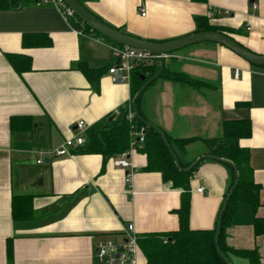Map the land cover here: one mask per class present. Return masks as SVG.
Masks as SVG:
<instances>
[{
	"label": "crops",
	"instance_id": "1",
	"mask_svg": "<svg viewBox=\"0 0 264 264\" xmlns=\"http://www.w3.org/2000/svg\"><path fill=\"white\" fill-rule=\"evenodd\" d=\"M85 7L110 27L156 43L195 34L196 19L204 17L213 27L233 30L241 46L264 55V0H95ZM113 44L90 32L78 34L51 5L0 10V264H99L97 246L107 238L124 242L129 225L137 237L180 228L182 191L161 173L146 170L144 145L132 152L129 182L131 169L115 165L121 154L106 161L79 148L66 156L54 154L75 134L77 122L91 128L102 119L113 120L116 109L129 104L130 83L113 82L109 75ZM176 54L179 58L166 60L169 74L189 75L211 87L158 78L141 99L142 116L173 143L196 139L184 151L173 144L185 165L209 154L204 140L220 137L225 122H251V136L240 146L250 152L259 206L238 205L226 244L234 251L258 252V264H264V232L258 233L255 222H264V68L218 44L200 43ZM12 55L30 59L28 69L19 72L11 65L7 56ZM85 67L103 71L98 88ZM28 117L31 129L20 119L11 126L13 118ZM232 181L227 165L210 159L199 163L190 177L191 229L216 228ZM18 196H32L30 220L14 219ZM139 254V264H147ZM230 263L249 264L236 256Z\"/></svg>",
	"mask_w": 264,
	"mask_h": 264
},
{
	"label": "trees",
	"instance_id": "2",
	"mask_svg": "<svg viewBox=\"0 0 264 264\" xmlns=\"http://www.w3.org/2000/svg\"><path fill=\"white\" fill-rule=\"evenodd\" d=\"M37 1L38 0H0V10H19L25 7V5L29 3L35 4ZM78 1L85 6L87 2L95 0ZM192 1L199 3L206 2L207 0ZM70 24H72L74 28L82 31V33L90 32L96 34L88 25L82 23L77 16L75 20H70ZM196 26L197 28L195 34L200 32L215 31L234 40L230 34L233 33V30L213 27L209 20L204 17H199L196 19ZM111 43L119 45L115 42ZM46 44L50 45L51 41L46 42ZM7 58L10 64L18 69L19 72L26 71L30 65V59L28 58L19 57L17 55L7 56ZM21 59L22 61L24 60L23 64L19 62ZM159 69L160 63L157 60L152 65L138 67L131 73V100L129 101V104L120 107V113L115 115L113 120H110V117H108L102 119L100 122L95 124V126L89 128L86 133L87 143L79 148V151L83 154L93 153L103 155L104 160L106 161L128 150L133 139L131 137V132L135 128L139 129L145 126L147 128V134L145 137V147L142 151L146 153L148 157V165L146 170L157 171L161 173L164 181L171 182L174 188L180 189L182 191L181 205L179 209H177L180 228L176 230V232L140 235L137 238L140 251L144 255L147 264H225L215 249L214 235L216 228L212 230H193L190 228V177L197 170L199 164L193 171L189 173L180 171L175 165V162L171 157L170 152L166 148L162 138L153 129L149 128L145 124L143 125L140 123L137 118H135L132 122L128 121L127 117L133 98L143 87L146 80L155 76ZM82 70L86 74L89 81H91L93 85L98 88L99 77L103 71L100 69L94 70L87 67L83 68ZM167 71V68H165L160 78L174 80L182 83L185 86L188 85L196 89H200L202 86L211 87V84L205 81H198L194 78H191L189 75L180 73L169 74ZM143 77H145L146 80H143ZM141 99H139L137 102V108L142 115L140 109ZM19 119L24 120L27 123V130L32 128V119L30 117L13 118L11 121V126L13 127L14 122ZM251 131L252 126L249 120L225 122L223 124L222 134L220 137H217V139L204 140V142L210 155L229 160L236 165L239 172L240 182L234 189L233 196L229 201L226 207L227 209L222 217L223 225L219 240L220 250L225 254L229 262L233 257L236 256L247 260L249 264H258L260 260L258 252L234 251L228 248L226 244V229L230 226V220L237 212L238 205L240 203L247 205L249 204L254 208V210H256L259 206L260 187L254 182L252 178V170L249 164L250 152L249 149H245L240 146V141L249 138L251 136ZM169 141L172 149L173 144L175 143L180 151H184L185 146H187L188 143L195 142L196 139L190 138L188 140H175L174 143L170 139ZM174 152L176 151L174 150ZM190 164L191 163L185 165L180 161V165L183 168H188ZM227 166L232 171V188L235 182L234 169H232V167L229 165ZM13 200L12 213L14 214V219L16 220L17 218H21L24 220H30L34 215L32 196H18ZM255 222L258 233H263L264 222H260L258 220ZM12 255V245L10 244L8 247V258L10 260L13 259Z\"/></svg>",
	"mask_w": 264,
	"mask_h": 264
},
{
	"label": "water",
	"instance_id": "3",
	"mask_svg": "<svg viewBox=\"0 0 264 264\" xmlns=\"http://www.w3.org/2000/svg\"><path fill=\"white\" fill-rule=\"evenodd\" d=\"M64 3L69 6L75 13V15L81 20L82 23H85L88 25L92 31L96 33V35H100L101 37H104L111 42H115L121 46L125 47H131L136 50H143L147 51L155 56H159V63H160V69L158 70L157 74L153 76L150 79H147L143 77V80H146L145 84L143 87L136 93V96L133 98L132 103H131V108L133 109L135 116L137 120L142 123L143 125L145 124L149 128L153 129L163 140L166 148L171 154V157L173 158L175 165L179 168L180 171L184 173H189L193 171L198 164L203 160V159H210L213 161H219L225 165H229L234 169V179L235 182L233 184V187L229 190L228 195L221 206V211L219 218L217 220V226H216V232L214 235V245L216 252L220 256V258L223 259L225 264H230L229 260L226 258L225 254L220 250L219 247V240H220V233L222 229V217L224 212L226 211V207L231 200L233 196V191L234 189L238 186L240 179H239V172L236 167V165L229 160L222 159V158H217L213 155L207 154L203 156L200 159H197L193 163L189 165L188 168H183L180 165V160L172 149V146L170 144V141L168 137L166 136L165 132L161 127H158L154 123H151L147 119L143 118L139 109L137 108V102L139 99H141L144 96V92L146 89L154 84L155 82L158 81V78L161 77L163 74L165 68H166V61L162 57V55L165 54H171L174 52H179L182 51L183 49H186V47L189 46H194V45H199L200 43H211V44H218L221 45L224 48H227L228 50L230 49L233 51L235 54H237L239 57H241L243 60L245 59L247 62H249L251 65L254 67H264V55L261 54H255L252 51H250L248 48L242 47L240 44H238L235 40H233L230 37H227L224 34L218 33V32H200L198 34H192L189 36H186L185 38L177 39V40H171L169 42H151L145 39H139L137 37H133L131 35H126L119 30L115 29L114 27H110L106 23L102 22L99 18H97L89 9H87L84 5H82L78 0H63ZM113 118V117H112ZM112 118L110 120H112Z\"/></svg>",
	"mask_w": 264,
	"mask_h": 264
},
{
	"label": "built area",
	"instance_id": "4",
	"mask_svg": "<svg viewBox=\"0 0 264 264\" xmlns=\"http://www.w3.org/2000/svg\"><path fill=\"white\" fill-rule=\"evenodd\" d=\"M39 5H51L56 7L65 18L67 22L70 20H75L76 15L74 11L67 6L63 0H38L36 3ZM257 6L254 5L253 9H256ZM220 11H214V13L219 14ZM229 12H225L228 15ZM144 15V14H143ZM247 30H250L248 27ZM75 32L78 34H83L82 31L74 28ZM110 52H112V58H114V64L109 69V75L113 82L118 83H130L131 73L138 67L150 66L157 60L159 61L160 57L155 56L147 51L136 50L131 47L119 46L113 44L110 47ZM162 57L166 60H172V58H179L176 53L165 54ZM239 71H235V77L238 78ZM128 121L132 122L136 116L133 109L129 108ZM120 113L119 108L116 109L115 114ZM75 134L71 138L66 139L65 142L55 151L56 156H66L72 152L73 149L80 148L87 143L86 133L89 129L84 121H79L76 124ZM147 128L144 126L142 128H135L131 132V137L133 138L130 144V148L123 152L115 160V165L131 169L130 173L127 175V181L129 182L134 171L132 170V163L130 162V157L134 149L138 146L145 145L146 142ZM38 163H42V160H39ZM204 189H198V192L202 193ZM137 235L133 231V226L129 225L127 230V237L124 242L117 243L111 238L104 239L97 248L96 254L99 260V264H139L140 248L137 240Z\"/></svg>",
	"mask_w": 264,
	"mask_h": 264
}]
</instances>
